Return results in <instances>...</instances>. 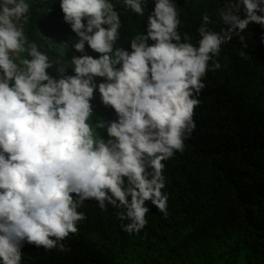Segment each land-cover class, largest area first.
I'll return each instance as SVG.
<instances>
[{
    "label": "clouds",
    "instance_id": "obj_1",
    "mask_svg": "<svg viewBox=\"0 0 264 264\" xmlns=\"http://www.w3.org/2000/svg\"><path fill=\"white\" fill-rule=\"evenodd\" d=\"M59 4L80 53L70 64L69 41L49 55L26 34L32 0H0V264H22L25 243L63 248L88 200L116 209L129 234L148 224L147 202L167 216L163 162L196 128L203 78L221 68L222 45L235 36L246 47L249 25L264 27V0H225L215 20L201 16L195 43L181 34L176 0ZM146 8L143 31L118 46L121 14ZM97 93L115 119L95 116Z\"/></svg>",
    "mask_w": 264,
    "mask_h": 264
},
{
    "label": "trees",
    "instance_id": "obj_2",
    "mask_svg": "<svg viewBox=\"0 0 264 264\" xmlns=\"http://www.w3.org/2000/svg\"><path fill=\"white\" fill-rule=\"evenodd\" d=\"M176 3L181 34L188 33L195 43L201 16L215 20L225 0ZM30 12L22 22L30 40L49 55L69 41L62 62L70 64L73 55H80L70 47L77 37L63 19L59 0H32ZM147 12L144 17L121 14L118 46L128 47L130 38L143 31ZM221 26L209 25L215 31ZM242 35L247 46L234 36L216 58L221 68L203 78L196 128L184 151L163 162L167 216L147 202L148 224L139 234H129L116 209L109 205L104 211L88 200L80 209L86 219L65 238L63 248L25 243L22 264H264V27L250 24ZM93 105L95 116L116 118L98 93Z\"/></svg>",
    "mask_w": 264,
    "mask_h": 264
}]
</instances>
